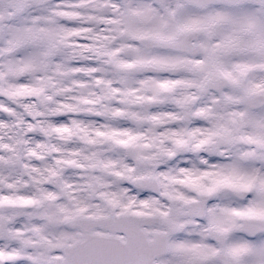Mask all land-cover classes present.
I'll return each mask as SVG.
<instances>
[{
    "label": "snow or ice",
    "instance_id": "obj_1",
    "mask_svg": "<svg viewBox=\"0 0 264 264\" xmlns=\"http://www.w3.org/2000/svg\"><path fill=\"white\" fill-rule=\"evenodd\" d=\"M0 264H264V0H0Z\"/></svg>",
    "mask_w": 264,
    "mask_h": 264
}]
</instances>
